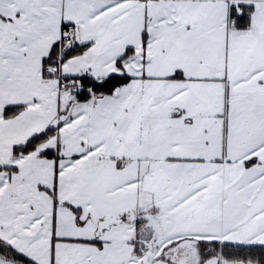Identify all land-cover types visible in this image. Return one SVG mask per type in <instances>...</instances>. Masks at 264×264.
Wrapping results in <instances>:
<instances>
[{"label":"snow or ice","instance_id":"6c2138e0","mask_svg":"<svg viewBox=\"0 0 264 264\" xmlns=\"http://www.w3.org/2000/svg\"><path fill=\"white\" fill-rule=\"evenodd\" d=\"M0 264H264V0H0Z\"/></svg>","mask_w":264,"mask_h":264}]
</instances>
